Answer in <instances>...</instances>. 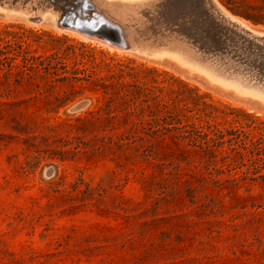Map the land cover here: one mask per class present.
I'll return each mask as SVG.
<instances>
[{"label": "rangeland", "instance_id": "374dc122", "mask_svg": "<svg viewBox=\"0 0 264 264\" xmlns=\"http://www.w3.org/2000/svg\"><path fill=\"white\" fill-rule=\"evenodd\" d=\"M165 1L112 18L136 27ZM49 25L0 12L2 58L25 72L0 91V264H264V104L171 60ZM231 43L201 55L264 89ZM121 89L143 112L135 145L109 144L114 127L130 129L122 114L115 126L96 114L108 97L122 112ZM205 141L222 143L215 162Z\"/></svg>", "mask_w": 264, "mask_h": 264}, {"label": "bare ground", "instance_id": "6f19581e", "mask_svg": "<svg viewBox=\"0 0 264 264\" xmlns=\"http://www.w3.org/2000/svg\"><path fill=\"white\" fill-rule=\"evenodd\" d=\"M50 1H52V3L46 7L43 6L41 8L42 5H40L39 9H31L33 11V15L30 10V8H32L31 4H24L22 10L17 12L8 10L6 6H0V12H2V14L6 17L18 16L26 20L27 18H31L32 20V17L38 18L40 22L43 21L50 24L49 26H54L59 19L58 7L62 2L59 0ZM37 2H39V0H37ZM104 2L110 5L116 1L104 0ZM153 2H156V0H121V3L124 5L121 6L120 10L115 8L113 5L104 7V4L102 3H100L102 6L95 4L94 7L95 9L98 8L99 11H101L100 13L107 12L109 14L111 12V18L116 17L124 23L125 14L133 11H144L141 8H146V6L151 5ZM208 2L209 5L206 0H166L157 8L156 12L143 13V20L137 23L136 27L135 25L130 27L127 24H119L118 21L109 18L108 14H103L104 18H102V20L106 19L110 24H114L117 27L119 26L122 30L124 38L132 44L133 50L141 55L157 60H162L164 58L171 60L176 65L186 68L189 73H195L198 76H203L209 83H215L224 90H231L233 94H237V96H247L251 99L253 98L252 100L255 99L259 101V103L264 104V89L259 88L258 86H253L252 84H247L246 82H242V84L240 83L241 81L237 79L229 80L226 77L219 76L213 70L207 69L205 66L198 64L193 59L189 60V54L181 51H190L192 52V55L194 54L196 57L202 56L201 53L204 52H208L207 54H209L215 51L214 49L216 45L214 39L216 34V23L212 12L219 11L220 13L225 14L226 12L218 5V7L215 6V3L213 4L212 0H209ZM65 7L68 11L74 14L76 20L82 19L80 17L81 15L75 14L79 8L77 5H73L70 1ZM65 12L66 9L64 13ZM87 15L88 14H86L85 20L89 18ZM255 30L262 32L260 35H264V30H261L259 27H256ZM67 31L70 30L67 29ZM74 32L87 39L96 38L95 35L88 32ZM70 33L73 32L70 31ZM99 41L107 47L119 49L117 47L118 44L106 40L105 38ZM137 43L141 44L139 45Z\"/></svg>", "mask_w": 264, "mask_h": 264}, {"label": "water", "instance_id": "95a60500", "mask_svg": "<svg viewBox=\"0 0 264 264\" xmlns=\"http://www.w3.org/2000/svg\"><path fill=\"white\" fill-rule=\"evenodd\" d=\"M62 3L59 5L60 16L57 20L55 26L58 28L68 29L76 32H88L95 35L99 40L106 39L113 43L118 44V48L121 50L133 49L132 44L129 43L127 39L124 38L121 28L114 24H110L106 19L102 20L103 14L100 13L99 9H95L94 5L98 6L100 3L104 4V7L114 6L120 10L121 6L124 5L121 3V0H115L113 4H106L104 0H59ZM72 2L73 5H77L78 10L75 14L81 15L82 19L76 20L73 13L68 11L65 7L69 2ZM194 1V0H189ZM209 5V0H206ZM23 3L20 0H0V6H6L8 10L20 11L23 8ZM102 6V5H100ZM120 6V7H119ZM225 13H220L219 11L212 12V15L216 23V34H215V45L221 46L226 41L234 43L236 46L240 47L242 52L247 53L252 58V63L255 68H258L259 72L264 75V35L262 32L255 30L258 25H254L246 21L245 19L233 14L224 7ZM32 8H30L31 10ZM66 9V12L64 13ZM108 9V8H107ZM80 11V12H79ZM116 11V10H113ZM32 15L33 11L31 10ZM96 13V14H95ZM65 14V16H64ZM86 14L89 18L85 20ZM111 12L108 14L109 18ZM107 15V16H108ZM112 16V14H111ZM114 20L113 18H111ZM27 20L32 22H40L38 18H27ZM117 23V22H116ZM121 24L120 22H118ZM249 24V25H247ZM189 60L193 59L198 64L205 66L207 69L213 70L217 75L226 77L229 80H239L241 82H246L247 84L251 83V78H245L244 75H239L235 71L230 70L231 67L224 66L225 62H216L213 61L211 56H201L196 57L194 55H189ZM256 81V80H255ZM257 81L253 83V86H257ZM264 87V85H262ZM261 88V87H260Z\"/></svg>", "mask_w": 264, "mask_h": 264}, {"label": "trees", "instance_id": "16d2710c", "mask_svg": "<svg viewBox=\"0 0 264 264\" xmlns=\"http://www.w3.org/2000/svg\"><path fill=\"white\" fill-rule=\"evenodd\" d=\"M225 7L232 12L233 14L245 19L246 21H249L250 23L254 25H261L264 26V0H223ZM4 54L0 52V71H2V75L0 76V91L1 93H10L12 91V87H18L24 82V76L25 72L20 71L16 73H12V70L15 68L12 65L11 59L8 58H2ZM25 60V59H24ZM25 68V66H24ZM4 70V71H3ZM40 77V76H39ZM14 78V80H12ZM33 79L32 77H29L28 80ZM68 78L63 77L59 80H49V89L53 88V85L55 82L60 81H66ZM75 79V78H72ZM103 86L106 87L105 84L101 83ZM119 84V83H117ZM38 88V86H36ZM134 88H136L134 86ZM117 95H121V100L123 101V110L122 112H118L113 108V98L108 97L106 101L104 102L102 108H100L97 111V115L100 111H102L105 115V119L110 125H117L118 119L120 115H123V119L121 121L122 126L130 125L129 131L126 133L118 131L115 127L113 128L114 131H116L111 137H109V144H123L124 146H130L135 145L137 141L141 142L143 141V138H137L136 131L137 127L144 124L142 120H138L139 118L143 117V112L141 109H138L139 107H133L135 103V98H133V93L130 95L132 98H128L129 94L125 92L124 90H119ZM54 101L56 103H63V101H67V98H64L62 100L60 97H55ZM58 104L57 107H59ZM1 115V111H0ZM91 116L92 113H89ZM100 118H96V120H99ZM76 120H83V118H78ZM153 121V120H151ZM149 126L151 124L149 123ZM151 128V127H150ZM149 130V129H148ZM154 134V132L152 133ZM115 137L116 141H113V138ZM189 139V137H188ZM216 140L220 141L221 138H217ZM194 141V139H193ZM212 145H210V141H205L202 143L204 145V152L205 155L209 156L211 162H215L216 155L212 151L213 147L221 146L222 143L218 142V144H215L213 141L211 142ZM216 145V146H215ZM143 155H146L148 157L152 156V152L150 150H144ZM226 159H232L231 157L222 158L221 161H224ZM231 164L229 163L228 166Z\"/></svg>", "mask_w": 264, "mask_h": 264}]
</instances>
